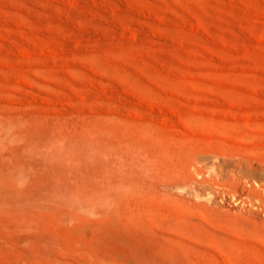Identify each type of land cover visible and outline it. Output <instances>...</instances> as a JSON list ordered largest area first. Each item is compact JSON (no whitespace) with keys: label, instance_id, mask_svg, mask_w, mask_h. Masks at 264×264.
<instances>
[{"label":"rangeland","instance_id":"obj_1","mask_svg":"<svg viewBox=\"0 0 264 264\" xmlns=\"http://www.w3.org/2000/svg\"><path fill=\"white\" fill-rule=\"evenodd\" d=\"M0 264H264V0H0Z\"/></svg>","mask_w":264,"mask_h":264},{"label":"bare ground","instance_id":"obj_2","mask_svg":"<svg viewBox=\"0 0 264 264\" xmlns=\"http://www.w3.org/2000/svg\"><path fill=\"white\" fill-rule=\"evenodd\" d=\"M220 158V157H219ZM221 159V158H220ZM219 161V160H218ZM220 166V165H219ZM252 177V176H251ZM257 182V181H256Z\"/></svg>","mask_w":264,"mask_h":264}]
</instances>
